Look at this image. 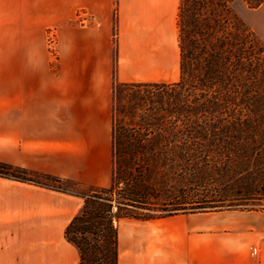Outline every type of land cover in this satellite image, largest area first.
<instances>
[{
  "label": "crops",
  "instance_id": "obj_1",
  "mask_svg": "<svg viewBox=\"0 0 264 264\" xmlns=\"http://www.w3.org/2000/svg\"><path fill=\"white\" fill-rule=\"evenodd\" d=\"M181 0H0V13L51 15L59 70L48 55L0 56V162L89 188L114 174L117 83L181 79ZM87 23H70L79 11ZM251 21L264 40V3ZM11 100V106L6 102ZM84 197L0 175V264H81L66 230ZM118 264H264V210L122 218Z\"/></svg>",
  "mask_w": 264,
  "mask_h": 264
},
{
  "label": "trees",
  "instance_id": "obj_2",
  "mask_svg": "<svg viewBox=\"0 0 264 264\" xmlns=\"http://www.w3.org/2000/svg\"><path fill=\"white\" fill-rule=\"evenodd\" d=\"M219 17L217 33L195 15L186 19L180 6L178 26L189 41L187 46L179 41V81L117 83L128 91L178 86L197 93L191 98L180 93L172 109L163 105L180 116L176 121L143 116L138 95L130 94L125 112L140 119L114 123L111 185L74 192L85 202L66 234L80 249L81 264H118L122 218L152 220L240 208V201L251 200L264 183V44L244 21L234 17L233 23L223 13ZM230 23L237 32L225 27ZM0 175L59 190H67L61 183L70 182L51 174L37 175L57 184L35 180L36 173L4 162Z\"/></svg>",
  "mask_w": 264,
  "mask_h": 264
},
{
  "label": "rangeland",
  "instance_id": "obj_3",
  "mask_svg": "<svg viewBox=\"0 0 264 264\" xmlns=\"http://www.w3.org/2000/svg\"><path fill=\"white\" fill-rule=\"evenodd\" d=\"M257 1L258 0H181L180 6L184 10V17L186 19L195 15L200 24L205 25V27L209 29L215 28L217 33H220V25H218L216 21V19L219 20L220 18L219 14L223 13L228 19L230 18L229 21L236 17L244 21L248 28L255 31L260 41L264 44V40L251 24V21H258L260 19L258 8L264 1L259 6L252 8L251 3ZM225 4L226 6L224 7ZM70 23L80 24V11L74 15ZM226 25L225 27H228L232 33L237 32V30L232 27L233 24L230 23ZM179 41H183V44L186 46L189 41L188 35L183 33V36H181L180 29ZM28 53L48 55L51 59L53 70L58 71L60 57L58 25L53 23L51 15L0 13V56H3L4 59L6 81H11L13 60L16 59V55L21 54L23 57L24 54ZM132 92L138 95L137 101L141 103L139 105V111L143 116L151 119L155 117L162 118L164 121H176L180 116L171 110L163 109V105L164 107L172 109V104L176 100L174 98L180 96V93L186 98H191V96L197 93L194 89H184L178 86L170 87L166 90L159 89L158 87L146 86L128 91L124 86L116 85L114 93L115 121L117 120L124 125H128L130 121H139L140 119L137 115L133 117L125 112L130 106L129 101ZM7 106H11V100L6 102V107ZM225 118L226 121H228V115H225ZM7 172L12 173V170ZM32 178L49 184H57L37 174ZM61 185L71 192H90L89 188L72 182L61 183ZM250 197L251 200L240 201L242 203L240 208L233 209L264 210V183H261ZM238 203L239 202H237V204Z\"/></svg>",
  "mask_w": 264,
  "mask_h": 264
},
{
  "label": "built area",
  "instance_id": "obj_4",
  "mask_svg": "<svg viewBox=\"0 0 264 264\" xmlns=\"http://www.w3.org/2000/svg\"><path fill=\"white\" fill-rule=\"evenodd\" d=\"M80 18L84 23H87L89 21L88 15L82 10L80 11Z\"/></svg>",
  "mask_w": 264,
  "mask_h": 264
}]
</instances>
